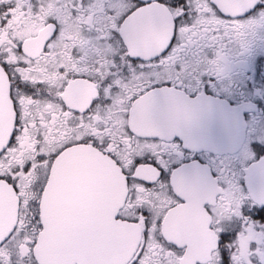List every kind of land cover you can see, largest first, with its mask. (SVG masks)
Masks as SVG:
<instances>
[{"label":"flooded vegetation","instance_id":"af4514ba","mask_svg":"<svg viewBox=\"0 0 264 264\" xmlns=\"http://www.w3.org/2000/svg\"><path fill=\"white\" fill-rule=\"evenodd\" d=\"M131 2L133 0H115L120 8ZM255 2L186 0L189 20L177 33L178 47L159 65H151L150 71L129 68L130 74L122 75L114 63L119 46L109 39L110 29L115 26L107 11L112 0H0V61L18 65L15 69L19 73L18 80L35 88L34 93L23 90L16 93L23 131L6 162L0 160V171L34 161L38 152L46 155L56 152L82 137H93L99 144H107L98 150L91 143H75L62 151L51 165L47 187L40 199V219L44 223V212L55 216L57 242L71 249L69 255L73 254L77 260L74 264H78L79 259L89 261V256L93 264H110L111 254L105 250V245L111 216L118 211L124 216L133 215L135 203H142L154 220L162 216L159 232L167 240L183 246L184 252L177 256L163 251L157 242L155 225L145 241L141 236L142 222L124 224L114 220L122 225L125 244L131 249L123 264H129L131 255L141 244H146L148 249L145 264H217L218 256L214 251L217 233L228 225L241 229L234 241L232 264H264V221L256 223L245 219L239 223L245 203L264 201V191L256 194L255 199L253 193L247 191L250 183L246 171L249 167L246 158L250 153L254 156L253 163L261 158L255 156L251 146L264 145V85L248 88V84L257 83L258 62L264 70V12L251 20H231L220 18L210 7L215 3L221 12L235 16ZM153 8L158 26L134 54L155 55L173 34L172 18L178 15V10L170 11L159 5ZM54 25L58 34L49 40ZM70 73H79L81 78L68 79L63 86ZM1 75L13 119L9 79L2 71ZM206 75L220 77L215 83L208 82V92L203 91L204 83H201ZM108 78H114L113 85L118 82L115 90L104 85L103 81ZM160 80L171 82L166 96H182L177 90L179 86L186 90L189 99L200 102L201 107L192 114L183 134L177 132L168 137L174 123H154L144 115L143 104L131 103V98L142 93L149 83ZM166 86L170 84L166 82ZM97 97L101 103L89 114H84ZM105 97L109 98L107 104L103 103ZM58 98L67 109L61 107ZM223 105L233 111L231 115L237 120L233 131L240 135L230 150L222 149ZM73 109L79 112L74 114ZM137 126L140 130L134 129ZM148 126L152 131L145 129ZM156 142L160 143L153 144ZM109 153L124 168L134 158L146 161L159 171L168 172L169 180L171 171L197 168L203 172L193 179L178 177L173 180L172 190L183 197V203L175 204L163 182H157L155 188L147 190L137 185L125 186V195L118 200L114 211L115 203L110 193L105 186L98 185L101 178L90 175L94 174L90 165L94 163L91 156L94 159L95 155L112 161L121 174V168L110 159ZM161 159L165 164L157 162ZM55 166L60 172V177L54 180L58 183L57 191L54 200L47 202L44 197L53 181L51 173ZM137 175L155 179V168L142 166L137 169ZM17 176L19 206L17 193L0 182V217L11 215L10 224L22 230V239L18 237L0 247V264H10L9 258L15 257L32 238L29 225L32 213L25 205L39 191L36 184L44 178L45 169L34 163L32 172L17 173ZM173 204L174 207H169ZM86 247L90 250L83 249Z\"/></svg>","mask_w":264,"mask_h":264},{"label":"snow or ice","instance_id":"6c2138e0","mask_svg":"<svg viewBox=\"0 0 264 264\" xmlns=\"http://www.w3.org/2000/svg\"><path fill=\"white\" fill-rule=\"evenodd\" d=\"M154 5H159L162 8H166L170 11L178 10V15L172 18L173 34L168 37V42L162 48H160V50L155 55L146 57L144 55L134 54L139 50L141 42L158 26L157 13L153 8ZM210 7L220 18H228L231 20H251L258 13L264 12V0H256L251 8L245 9L244 11L237 13L235 16H232L227 12H221L219 6L215 3H212ZM107 11L112 15L113 23L115 25L112 29H110L109 39L114 44L119 46L118 52L114 56V63L119 68L122 75H129V68H131L133 71L146 72L151 70V65H159L160 61L168 57L172 50L178 47L179 41L177 38V33L181 27L185 26L184 22L189 20V5L186 3V0H133V2L123 6L122 8L117 7L115 0H112V3L110 4ZM57 34L58 31L54 25L49 40L55 39ZM19 50L21 52L23 51L22 45L19 46ZM17 66L18 65H10L6 60L0 61V71H2L9 79V99L13 103L14 114L12 131L8 134L7 142L3 145V147H0V160L5 162L9 151L18 145L21 133L23 131V122L20 119L19 109L20 100L16 93L20 92L21 90L28 93L35 92V88H29L24 82L18 80L19 73L15 71ZM262 71L264 70H262L258 62L255 76L257 83L248 84L249 90L253 87L264 85V74H262ZM80 78L81 74L70 73L65 77V83L63 86L67 85L68 79ZM217 78L220 77L212 75H206L203 77L201 80V83H204L203 91L208 92V82L211 81L212 83H215ZM113 79L114 78H108L104 80L103 83L105 86H112V89L115 90V88L119 85L118 82L116 85H113ZM166 82H168L170 86H166ZM170 89V81L160 80L149 83L142 93L131 98V103H141L144 105V115L147 119L157 124L165 121L175 124V126L171 128L168 137L177 132L183 134L187 128L192 114L201 107L199 100L189 99V97L185 95L186 90L179 89V86H177V90L183 93L182 96L177 98H170L166 96V90ZM192 95L195 96L194 93ZM108 99L109 98L105 97L103 103L107 104ZM59 102L63 109H67V105L64 104L62 100H59ZM100 103L101 100L99 97L94 98L90 102L89 108L84 110V114H89L91 110ZM72 111L74 114L79 112L77 109H73ZM161 116L163 118L158 120V117ZM129 134H132L130 130ZM75 143H91L98 150H101L103 147L107 146L106 143L103 145L99 144L93 137H82L79 141L73 142V144L63 145L56 152L49 153L47 155L38 152L34 161H28L23 165L10 167L6 172L0 171V182L8 185L12 188L13 192L17 193L19 206V179L17 173H23L24 175L29 174L33 171L34 163L37 167L42 165L45 169L44 178H38L39 182L36 184V188L39 189V191L36 193L35 198L25 205V207L28 208V210L32 213L29 221V225L33 231L32 238L25 242L23 249H21V251L18 252L15 257L9 258L10 264H24L25 261H27L28 264H41V261L37 258V254L35 252V248L38 243L36 236L39 234V232L43 231L44 227L39 215L40 199L43 196L44 188L47 187V175L50 173L51 165L55 163L56 158L62 151L66 150L70 146H74ZM159 143L160 142H156L153 144ZM167 143L171 145L169 140H167ZM251 147L255 150V156L261 157L259 161L254 163L252 162L254 160V156H252L251 153L249 154V157L246 158L249 160V167L246 169V171L249 174L250 183L247 191L252 192L253 199H255L256 194L264 191V155H261L264 154V145L253 144ZM153 155L156 158V155ZM109 157L110 159H113L114 163L117 164V167L121 168V175L124 178V183L127 188H133L134 185H137L147 190L155 188L157 182H163V185L167 187L170 196L175 201V204L183 203V197L177 196L172 190L173 180L178 177H182L184 179H193L197 173L203 172L201 169L197 168L184 169L182 171H171V179L169 180L168 172H161L158 168L153 167L146 161L134 158L132 163L127 168H124L121 166L119 161L115 159L113 154L109 153ZM157 162L161 165L165 164V161L162 159L157 160ZM145 165L155 168V179H144L137 175V169ZM146 185H151V187ZM133 191H135V189H133ZM131 199L134 201L135 197L133 196ZM175 204L169 205V207H174ZM249 205L252 206L249 207ZM241 218L242 219L239 223H243L245 219L256 223L264 221V201L259 203H245L241 208ZM113 219L116 221H121L124 224H140L142 222L143 230L141 236L145 241H147L149 233L150 231H153V225H155V232L157 234L156 238L161 249L177 256L183 255V246L176 244L174 241L167 240L163 234L159 232V227L163 222V217H156L154 220L153 214L142 203L134 204L133 215L124 216L118 211L114 215ZM25 227L27 228L28 225ZM240 230V227L237 225H228L223 227L217 233L216 248L214 250L218 256L217 264H232L233 253L235 252L234 241L238 237ZM21 231L22 230L17 229L16 225H13L12 228L8 229L6 232H0V247L12 243L13 241L17 240L18 237L22 239V237H20ZM24 249H26V252ZM147 255L148 249L146 244H141L139 246V250L134 251L131 255L129 264H145Z\"/></svg>","mask_w":264,"mask_h":264},{"label":"water","instance_id":"95a60500","mask_svg":"<svg viewBox=\"0 0 264 264\" xmlns=\"http://www.w3.org/2000/svg\"><path fill=\"white\" fill-rule=\"evenodd\" d=\"M223 114V138H222V149L230 150L231 147L237 143V140L240 139V135H236L233 131V124L237 122L235 118L232 117L233 111L223 105L221 108ZM231 115V116H230ZM227 116L228 117L227 119ZM12 116L10 113V104L5 92V82L3 76L0 77V147L7 142L8 134L12 129ZM135 123V122H134ZM134 129H139L140 127H134ZM148 131H152V127L145 128ZM143 130V129H142ZM71 160H74L72 157ZM90 171L94 174H90L94 177H100L101 181L98 183L101 187L105 186L106 191L110 193L112 201L114 204V211L116 209V204L119 199H123L125 195V183L124 179L120 174V171L116 168L110 160L100 159L99 156L95 155L94 159L91 156ZM99 166L101 167L99 169ZM77 167H73L76 169ZM85 168V167H84ZM99 169V170H98ZM73 176H76L74 174ZM53 179L49 190L47 191L45 201H53L54 194L57 191V181H54L56 177H60L59 168L55 166L51 173ZM104 179V180H103ZM116 212H113L111 216V228L106 234V245L105 250L110 251V264H123L129 257L131 249L129 245L125 244V239L123 231L120 226L117 225L113 219ZM44 227L41 231L38 239V246L36 248L37 258L41 261V264H74L77 262L73 254L69 255L68 250L71 252V249L66 247V244L59 245L57 242V232L55 230V216L47 215L44 212ZM11 215H6L0 217V232H6L8 229L12 228L13 223L10 224ZM109 243V244H108ZM90 250L89 247L83 248ZM78 250L81 251L82 248L78 247ZM72 253V252H71ZM78 264H93L91 257L89 256V261L80 260Z\"/></svg>","mask_w":264,"mask_h":264},{"label":"rangeland","instance_id":"374dc122","mask_svg":"<svg viewBox=\"0 0 264 264\" xmlns=\"http://www.w3.org/2000/svg\"><path fill=\"white\" fill-rule=\"evenodd\" d=\"M107 17V16H106Z\"/></svg>","mask_w":264,"mask_h":264}]
</instances>
